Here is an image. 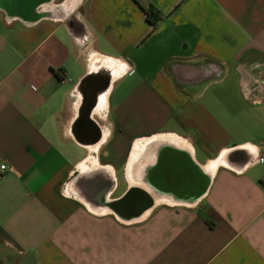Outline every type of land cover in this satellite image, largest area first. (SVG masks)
<instances>
[{"label":"crops","instance_id":"0c3cea01","mask_svg":"<svg viewBox=\"0 0 264 264\" xmlns=\"http://www.w3.org/2000/svg\"><path fill=\"white\" fill-rule=\"evenodd\" d=\"M139 2L154 28L134 0H49L29 22L0 9V264H264V0ZM102 70L113 89L94 118L111 108L127 134H152L127 184L136 142L162 136L213 166L197 198L147 186L152 206L125 219L73 192L92 148L71 131L78 87Z\"/></svg>","mask_w":264,"mask_h":264},{"label":"flooded vegetation","instance_id":"af4514ba","mask_svg":"<svg viewBox=\"0 0 264 264\" xmlns=\"http://www.w3.org/2000/svg\"><path fill=\"white\" fill-rule=\"evenodd\" d=\"M105 72L102 70L93 81H84L79 85L80 101L72 120L71 131L80 144L84 146L98 145L97 150L100 153L98 162H107L106 164L112 167L110 168L112 176H108L100 170H94L88 175H81L78 170H74L72 172L73 188L85 196L93 206L105 205L106 202H110L121 217L131 219L148 210L153 201L149 191L140 186L127 184L125 177L127 154L134 136L127 134V129L117 126L111 108L106 114V118L101 121L94 118V110L99 99L106 91L113 89L110 82L104 81ZM164 130L162 128L159 132H164ZM105 133L106 137L101 141ZM145 136L144 138H148L152 134L149 133ZM155 151L154 162L145 163L140 171V177L148 188L154 193H158L157 190H161L163 193L170 190L178 197L191 196L187 190L175 188L178 181L173 182L174 177L169 174V171L162 172L163 169L164 171L166 169V159L173 152L171 146L162 144ZM158 172L160 174H157ZM113 180L124 182L125 186L119 192L120 195L117 199L107 200V197H112L119 191L113 187ZM125 202L128 204L125 205Z\"/></svg>","mask_w":264,"mask_h":264},{"label":"water","instance_id":"95a60500","mask_svg":"<svg viewBox=\"0 0 264 264\" xmlns=\"http://www.w3.org/2000/svg\"><path fill=\"white\" fill-rule=\"evenodd\" d=\"M48 1L49 0H0V9L4 11V13L10 18H18L24 22H29L37 17V6L40 3ZM97 75L98 73H90L83 78L82 82L93 81ZM109 80L110 76L108 73V76L104 77V81L109 82ZM171 151H173L172 154L166 159V169L165 171L163 169L162 172L165 173L166 170L167 172L169 171V174L174 177L173 182L176 183V181H178V185H176L175 188H181L190 192L191 196H189V199L191 198L192 200L197 198L205 191L208 185L207 175L203 174L200 169L194 165L186 151L174 148L172 146ZM157 174H160V172ZM172 190L175 191V189ZM157 192L163 191L157 190ZM127 204L128 203L125 205ZM105 205L110 207L119 215V213L113 208L112 203L106 202Z\"/></svg>","mask_w":264,"mask_h":264},{"label":"bare ground","instance_id":"6f19581e","mask_svg":"<svg viewBox=\"0 0 264 264\" xmlns=\"http://www.w3.org/2000/svg\"><path fill=\"white\" fill-rule=\"evenodd\" d=\"M104 60L106 61V64H104V65L114 68V71H113L114 77H117L123 71V69H124L123 65L116 64V66L114 67L115 62H113L112 60H107V59H104ZM104 109H105V100H104V95H103L99 99V102H98V104L94 110V113L96 112L97 114L102 115V111H104ZM105 134L103 135L101 141L105 137ZM162 144H166L169 146H175L177 143L174 142L173 140L167 139V137H162V136H155V137L145 139V140H138L136 142V144L134 145L132 157L130 159L129 166H128V175H129V178L131 180V185L138 186L137 180L140 179L139 178L140 177V171L143 169V166L145 163H147V162L150 163L151 160L154 159V156H153L154 152H155L154 148H158L159 145H162ZM97 146L98 145L92 146V149L95 150ZM140 161H142V162H140ZM213 164H215V162L212 163V165ZM212 167L213 166H211L210 168L205 170V173L208 176H211L212 169H213ZM94 170H100V171L104 172L106 175L112 176L111 169L108 167H100L97 165L94 168H90L88 166H85L82 163L80 165L81 175H88ZM145 186H146V188H144V189L147 190V185L145 184ZM70 187L72 188L71 184H70ZM72 189H73V192L80 194L75 188H72ZM89 207H91V206H89ZM104 210H106V209H104Z\"/></svg>","mask_w":264,"mask_h":264},{"label":"trees","instance_id":"16d2710c","mask_svg":"<svg viewBox=\"0 0 264 264\" xmlns=\"http://www.w3.org/2000/svg\"><path fill=\"white\" fill-rule=\"evenodd\" d=\"M144 11L145 13V20L146 22L154 28L156 25V22L160 19L157 12L155 11L154 7L151 4H147L146 6H143L139 0H134Z\"/></svg>","mask_w":264,"mask_h":264},{"label":"rangeland","instance_id":"374dc122","mask_svg":"<svg viewBox=\"0 0 264 264\" xmlns=\"http://www.w3.org/2000/svg\"><path fill=\"white\" fill-rule=\"evenodd\" d=\"M144 137H146V136H135L133 138L132 143H131L130 148H129V151H128V154H127V158H128V155L130 153V150H131V147H132L134 141H136L137 139L144 138ZM99 154H100L99 151L93 150L92 148L89 149L88 156L85 159V161H86L85 164L87 166H93V165L97 164L98 160H99V156H100ZM81 155H82V153L80 155H78V156H81Z\"/></svg>","mask_w":264,"mask_h":264},{"label":"built area","instance_id":"2783aa9c","mask_svg":"<svg viewBox=\"0 0 264 264\" xmlns=\"http://www.w3.org/2000/svg\"><path fill=\"white\" fill-rule=\"evenodd\" d=\"M258 161H259V162H263V156H259V157H258ZM0 168H1L2 170L5 169V165H1ZM262 172L264 173V169H262Z\"/></svg>","mask_w":264,"mask_h":264}]
</instances>
